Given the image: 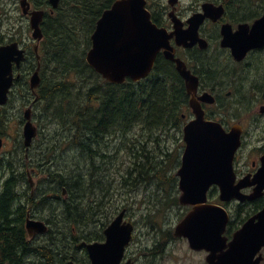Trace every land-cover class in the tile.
Returning <instances> with one entry per match:
<instances>
[{
	"label": "trees",
	"instance_id": "16d2710c",
	"mask_svg": "<svg viewBox=\"0 0 264 264\" xmlns=\"http://www.w3.org/2000/svg\"><path fill=\"white\" fill-rule=\"evenodd\" d=\"M30 1L36 8H49L47 0ZM114 1L60 0L57 9L46 13L42 22L43 38L38 50L41 83L34 104L39 110L34 120L47 147L32 194L26 186L25 212L48 224L56 215V223L75 235L74 245L100 240L101 228L126 207L124 200L117 202L113 194L115 171L122 172L119 187L129 192L135 180L145 173L148 176L151 170L152 176L164 179L158 162L166 157L174 161L179 155L177 146L170 150L169 145L181 135L179 121L187 97L173 69L165 66L166 71H162L156 64L145 80L111 85L85 62L96 21ZM29 70H22V77ZM46 125L54 129L45 132ZM169 129L177 130L168 134ZM118 131L120 135H116ZM108 136L112 139L106 144ZM72 151L77 155L70 158ZM119 155L121 163L117 168ZM60 157L66 160L59 161ZM67 161L75 162L69 165ZM27 167L34 168V162ZM64 189L66 196L62 197ZM153 196L149 193L144 197ZM142 199L139 205L145 202ZM146 200L150 219L159 202ZM55 202L58 205L54 208ZM90 225L100 229L89 231L86 228ZM78 248L83 250L81 243ZM17 249L25 251V264H34L33 258L39 264H57L50 248L31 246L27 237L23 239V231L0 232V250L9 260L6 264H18L12 257Z\"/></svg>",
	"mask_w": 264,
	"mask_h": 264
},
{
	"label": "water",
	"instance_id": "95a60500",
	"mask_svg": "<svg viewBox=\"0 0 264 264\" xmlns=\"http://www.w3.org/2000/svg\"><path fill=\"white\" fill-rule=\"evenodd\" d=\"M59 1L47 0L52 11L58 7ZM175 2L176 0H170L169 4L174 5ZM19 6L22 14L29 16L31 38L35 42L32 50L39 61L38 44L43 36L41 22L44 11H30L27 0H20ZM215 10L212 4H204L202 13L194 15L189 20L190 26L187 31L181 32L176 28L177 43L186 45L188 40L201 42L197 37V29L205 18L214 19L212 15ZM259 25H264V15L250 27L241 25L235 32H232L230 27L223 26L221 46L229 48L231 52H238L239 55L264 47V39L261 38L257 27ZM238 34L249 38L235 44L231 38ZM169 37L171 35H167L165 30L157 29L152 24L145 0H116L97 20L85 61L95 73L110 84L120 85L125 83L126 79L138 82L152 71L158 51L171 49L168 44ZM201 47L205 48L203 45ZM0 49L9 54L4 65L0 66V106H2L7 102L9 91L13 86V67L17 69L20 67L26 51L19 47L17 41L0 45ZM164 55L166 59L175 63L177 73L184 80L186 92L191 95L189 106L195 116L183 128L185 147L181 166L177 171L180 190L178 202L182 206H191L192 209L176 225L174 237L186 239L190 249L194 251L209 252L208 264H258L261 259L259 252L264 247V207L249 218L226 244L223 234L229 221L228 213L219 205L208 204L206 193L212 185H215L219 188V201L222 203L232 200H237L239 203L254 200L264 187V161L252 182L240 181L235 184L232 160L239 146V134L232 131L223 137L220 132H216L213 123L204 120L203 111L194 99L198 85L197 78L191 75L184 63L175 58L172 52H164ZM39 70L38 64L29 78V87L32 91L40 84ZM200 100L209 103L210 96L204 94ZM23 117L25 119L22 129L23 144L28 148L37 135V129L31 121L30 108L24 111ZM193 124L198 127L195 136L192 132ZM29 183L31 187L34 186L30 177ZM253 184H256V189L251 195L245 196L240 193V189ZM124 215L125 210H122L107 226L103 232L105 236L103 243L85 245L90 264H121L125 247L129 244L133 231L132 224L123 221ZM116 222H119L121 229L118 239L105 251H100L105 249L109 240V231ZM25 228L30 237L47 231L45 223L30 218L26 219ZM256 255L258 257L254 259Z\"/></svg>",
	"mask_w": 264,
	"mask_h": 264
},
{
	"label": "flooded vegetation",
	"instance_id": "af4514ba",
	"mask_svg": "<svg viewBox=\"0 0 264 264\" xmlns=\"http://www.w3.org/2000/svg\"><path fill=\"white\" fill-rule=\"evenodd\" d=\"M28 1L30 9H36V6L30 0ZM169 1L146 0V7L151 14L153 25L158 29L165 30L167 35H171L168 39L171 49H160L158 51L154 67L159 64V68L162 71H166L165 66L173 69L185 89L187 100L186 109L180 115L181 132L183 127L195 118L189 106L191 95L187 94L185 82L177 73L175 63L166 59L164 52H172L175 58L184 63L191 75L197 78L198 85L194 99L203 111L204 120L213 123L216 126V132H220L223 137L232 131H236L239 134V146L232 160L235 184L240 181L252 182L264 161V48L250 50L245 52L244 55H239L238 52H231L229 48L221 46L223 38L221 30L223 26L230 27L232 32H235L241 25L250 27L264 15V0H176L174 5H170ZM207 3L212 4L216 10L212 15L214 19L205 18L197 29V37L201 39V42L188 40L186 45L178 44L175 35L176 28H179L178 30L181 32L187 31L190 26L189 20L194 15L202 13V6ZM18 7L19 1L16 10ZM2 15L7 16L4 7L0 8V17ZM201 45L205 46V48H202ZM27 60L28 54L25 55L22 65ZM32 64H34V69L32 70L31 68L30 74L35 70L37 64L35 57ZM22 65L18 70H14V75L18 78L15 80L13 89H16L19 96L25 100L26 95L22 93V87L27 85L29 89V85L28 82L24 83L21 71ZM18 80H20V86L16 82ZM29 92L36 96L35 93ZM204 94L210 96L209 103L200 100ZM8 103L7 101L5 105L0 107V232L21 230L23 231V239L27 237V240L32 244L37 238L49 235L48 229L50 228V224L46 221L34 217L31 218L30 216L29 218L31 219L44 221L47 224V232L30 237L26 233L25 228L28 217V213L25 212L26 185L29 184V175L31 178L38 176L35 179L36 181L32 178L33 183L38 181L41 162L37 153L34 168L31 169L29 167L30 169L28 170L27 165H30L32 160L28 159L29 156L27 154L34 147V144L29 148L24 146L22 131L19 139H15L12 132L9 133V123L5 126L8 118L4 115V113H7ZM29 103L28 100H25L24 107L27 105L29 107ZM20 124L23 127V119L20 120ZM148 130L147 133H150ZM176 130L169 129L168 134L175 133ZM9 135L13 136L10 142L8 141ZM174 141L180 144L182 138L180 140L176 138ZM180 164V160L177 162L176 159L173 165V167L176 166V171L173 175L165 176L166 180L169 181L168 183L172 182L169 191L173 185L176 186L178 194L174 193V196L177 195V198L180 195L178 190L179 177L177 176ZM255 189L256 184L248 185L240 189V193L249 196ZM206 199L208 204H220L228 212L229 221L223 234L226 238V244H228L232 240L233 234L249 218L259 213L264 207V187L261 194L252 201L246 200L243 203H239L237 200H232L228 203H220L219 188L212 185L206 193ZM186 207H188V211H184L180 219L192 209L190 206ZM174 229L170 236H165L163 232L162 239L165 245H168L171 239L175 238ZM103 230L104 228L102 229L101 239L98 240L101 243L105 241ZM179 239L187 242L184 238ZM162 246L163 244H154L149 252L153 255V251ZM195 252H200L204 255L203 263L201 262L200 264H208L207 257L209 252L204 250ZM259 254H261V259L258 264H264V247ZM84 255L87 259L86 262L90 264L89 256L85 251ZM257 257L258 255L254 259ZM7 258L0 250V264L8 263L9 260ZM14 259L16 263L19 264L21 261L24 264V250L17 249ZM127 261L133 264L131 260H126L124 263ZM124 263L122 261V264Z\"/></svg>",
	"mask_w": 264,
	"mask_h": 264
},
{
	"label": "rangeland",
	"instance_id": "374dc122",
	"mask_svg": "<svg viewBox=\"0 0 264 264\" xmlns=\"http://www.w3.org/2000/svg\"><path fill=\"white\" fill-rule=\"evenodd\" d=\"M19 0H0V6L4 7L7 12V16H1V25H0V45L5 44L12 41H18L22 48L29 46L30 49H26L27 52L31 50L32 46V38H31V31L29 28L28 17H24L21 14L19 7L16 10V6H18ZM0 7V8H2ZM30 56L32 59L25 63L23 70L27 69L28 67L32 66L34 55L31 52ZM30 76V75H29ZM28 76V78H29ZM28 78L26 81H28ZM22 93L26 95L25 100H28L29 108L32 110V119H35V114L38 112L39 107L34 106L33 95L30 94L28 89L22 87ZM14 89L12 95L10 96V101L7 106V113H4L5 117L8 118V121L5 122V126L9 123V133L12 132L14 134L15 139L21 138V131H22V124H20V120L23 119V112L25 109L28 108V105L24 107V101ZM34 125L38 127L35 120L33 121ZM17 125V126H16ZM45 132H51L54 129L53 125H46ZM39 131V127H38ZM134 131V130H133ZM132 131V132H133ZM121 131H118L116 135H120ZM115 135V136H116ZM13 139L12 135L8 136V141L10 142ZM112 139V136H108L104 139L106 144H109V141ZM181 139V135L177 138ZM167 140V139H164ZM170 142V140H167ZM172 141V140H171ZM175 142V141H173ZM181 143L177 144L176 142L172 145H169V149L171 150L172 147L177 146L179 154L182 152L181 150ZM47 147L46 143H42V139L37 137L34 141V147L28 152V159L30 158L32 162L36 161V154H39V160L43 159V153H45V148ZM7 148V147H6ZM70 158L77 155L75 152L69 153ZM167 157L162 161L158 162L162 166V173L164 177H168L176 171V166L173 167L174 161H167ZM180 159V155L178 156L177 162ZM66 157H60L59 161H65ZM74 160V159H73ZM57 161V160H56ZM75 161L66 163L72 165ZM84 161H80L83 163ZM121 163V156L119 155V160L116 161L117 168ZM168 165V169L166 167ZM28 170L30 169L27 167ZM71 169L73 167L71 166ZM122 172L115 171L114 177V187L115 190L113 191L114 197L117 202H122L124 200V204L126 207V215L125 220L133 224L134 232L133 237L130 245L127 247L123 259V263L126 260H131L133 264H200L203 263V253L191 251L188 247V244L185 240L179 238H172L171 242L165 245L163 238V232L165 236H170L172 230L174 229L175 225L181 220L180 217L182 213L188 211V207L175 205V200H177L178 194L176 191V186L173 185L172 189L169 191L171 184L168 183L167 180H162L160 178L154 177L153 170L149 171L147 175H141L139 180H135V186L131 187L130 191L128 192L126 189H122L119 187L120 175ZM36 177H32L34 181ZM165 177V179H167ZM153 178V180H152ZM39 180V179H38ZM152 180V181H151ZM151 182V184H150ZM175 184V183H174ZM176 185V184H175ZM150 186V187H149ZM148 192H145L146 190ZM65 190V189H64ZM149 193H153V197H144ZM175 193V194H174ZM173 196V197H171ZM144 198L145 202L139 205L140 200ZM142 199V200H144ZM146 199H154L158 200L159 204L156 205L157 209L153 212L152 218H147V214L150 209H147V201ZM171 200L173 203H171ZM150 202V201H149ZM57 203H53V207H57ZM157 210V211H156ZM34 218L39 219L35 215H31ZM51 218L52 221L50 223L51 233L46 237H39L33 241L31 246L43 248L46 246L50 248L53 253L54 261L57 264H88L86 262V258L84 252L79 247V243L83 241H79L77 245H74V237L75 235L72 232H68V227L65 225H61L60 222L56 223L57 216L53 215ZM114 218V217H113ZM112 218V219H113ZM180 219V220H179ZM54 220V221H53ZM153 227V228H152ZM89 231L94 232L95 230H99L100 226L98 225H90L86 228ZM101 228V234H102ZM100 234V235H101ZM168 240V239H167ZM156 244H163L161 248H157L153 251V255L149 252V250ZM64 245V246H63ZM52 246V247H51ZM63 247V248H62ZM61 248V249H60ZM156 248V247H155ZM62 249H66L64 252ZM67 253L65 256H63ZM51 253V254H52ZM52 256V255H51ZM52 258V257H51ZM21 262V261H20ZM34 264H39L37 260L32 259ZM25 264V263H24Z\"/></svg>",
	"mask_w": 264,
	"mask_h": 264
},
{
	"label": "snow or ice",
	"instance_id": "6c2138e0",
	"mask_svg": "<svg viewBox=\"0 0 264 264\" xmlns=\"http://www.w3.org/2000/svg\"><path fill=\"white\" fill-rule=\"evenodd\" d=\"M257 27L260 32L261 38L264 39V25H259ZM254 31H256V29H254ZM248 38L249 37H245L241 34H238L237 36L232 37L231 39L235 44H238ZM8 55L9 54L6 51L0 49V66L4 65L5 59ZM192 132H193V136H195L196 133H198L197 125L193 124ZM120 232L121 229L119 227V222L114 223L109 231V240L105 245V249H101L100 251H105L108 247L112 246L115 243V241L118 239Z\"/></svg>",
	"mask_w": 264,
	"mask_h": 264
},
{
	"label": "bare ground",
	"instance_id": "6f19581e",
	"mask_svg": "<svg viewBox=\"0 0 264 264\" xmlns=\"http://www.w3.org/2000/svg\"><path fill=\"white\" fill-rule=\"evenodd\" d=\"M62 32V31H61ZM87 42V41H86ZM26 233H27V231H26ZM34 239V238H33ZM24 249V248H23ZM25 252V251H24ZM49 252H52L50 249H49ZM12 257H14V256H12Z\"/></svg>",
	"mask_w": 264,
	"mask_h": 264
}]
</instances>
